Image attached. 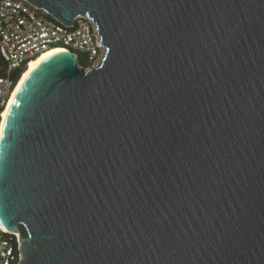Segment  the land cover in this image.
I'll list each match as a JSON object with an SVG mask.
<instances>
[{
	"label": "water",
	"instance_id": "95a60500",
	"mask_svg": "<svg viewBox=\"0 0 264 264\" xmlns=\"http://www.w3.org/2000/svg\"><path fill=\"white\" fill-rule=\"evenodd\" d=\"M105 55L44 53L0 131L20 264H264V0H24Z\"/></svg>",
	"mask_w": 264,
	"mask_h": 264
},
{
	"label": "built area",
	"instance_id": "2783aa9c",
	"mask_svg": "<svg viewBox=\"0 0 264 264\" xmlns=\"http://www.w3.org/2000/svg\"><path fill=\"white\" fill-rule=\"evenodd\" d=\"M40 12L24 0H0V131L8 103L23 75L17 78L18 72L26 70L31 60L56 47L83 56L89 66H98L105 55L91 17L81 16L74 26H65ZM19 240L20 235L0 228V264H20Z\"/></svg>",
	"mask_w": 264,
	"mask_h": 264
},
{
	"label": "trees",
	"instance_id": "16d2710c",
	"mask_svg": "<svg viewBox=\"0 0 264 264\" xmlns=\"http://www.w3.org/2000/svg\"><path fill=\"white\" fill-rule=\"evenodd\" d=\"M41 14H43V15H45L43 12H40ZM45 16H48V15H45ZM50 17V16H49ZM80 64L82 65V66H89V64H87L86 63V61L84 60V57L83 56H80ZM24 73L25 72V70H23V71H19L18 72V76H17V78L20 76V74L21 73ZM12 237L15 239V244L18 246V243H17V240H16V236L15 235H12ZM17 252L19 253V249H17Z\"/></svg>",
	"mask_w": 264,
	"mask_h": 264
},
{
	"label": "bare ground",
	"instance_id": "6f19581e",
	"mask_svg": "<svg viewBox=\"0 0 264 264\" xmlns=\"http://www.w3.org/2000/svg\"><path fill=\"white\" fill-rule=\"evenodd\" d=\"M58 48H62V47L52 48V49H50V50H48V51H46V52H44V53H47V52H49V51H51V50L58 49ZM63 49H64V48H63ZM44 53H42V54L39 55L37 58H35V59H33V60H31V61L29 62V64H28V66H27L25 72L23 73L22 77H23L24 74L29 70V68L31 67V65H32L37 59H39ZM22 77H21V78H22ZM20 80H21V79H20ZM16 234L19 235V232H17Z\"/></svg>",
	"mask_w": 264,
	"mask_h": 264
},
{
	"label": "rangeland",
	"instance_id": "374dc122",
	"mask_svg": "<svg viewBox=\"0 0 264 264\" xmlns=\"http://www.w3.org/2000/svg\"><path fill=\"white\" fill-rule=\"evenodd\" d=\"M0 59H1V57H0Z\"/></svg>",
	"mask_w": 264,
	"mask_h": 264
}]
</instances>
